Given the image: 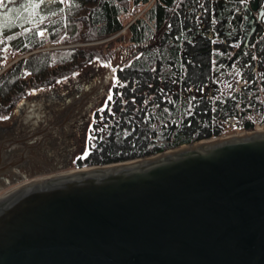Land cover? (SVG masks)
Returning <instances> with one entry per match:
<instances>
[{
  "label": "water",
  "instance_id": "obj_1",
  "mask_svg": "<svg viewBox=\"0 0 264 264\" xmlns=\"http://www.w3.org/2000/svg\"><path fill=\"white\" fill-rule=\"evenodd\" d=\"M263 2L238 10L246 42L229 66L249 49ZM114 84V74L96 64L76 82L21 103L0 120V138H30L15 143L13 158H42L50 139L60 145L61 134L45 130L68 133L66 115L76 119L87 107L77 94L103 93L96 99L103 106ZM77 129L75 155L86 138V126ZM73 170L39 172L0 190L15 188L0 198V264H264V131L57 175Z\"/></svg>",
  "mask_w": 264,
  "mask_h": 264
},
{
  "label": "trees",
  "instance_id": "obj_2",
  "mask_svg": "<svg viewBox=\"0 0 264 264\" xmlns=\"http://www.w3.org/2000/svg\"><path fill=\"white\" fill-rule=\"evenodd\" d=\"M47 1L6 0L0 8V117L32 96L76 82L96 64L115 63L113 101L96 108L83 151L90 154L76 159L75 168L124 163L220 138L223 122L238 109L264 124V39L255 54L246 52L239 61L248 85L215 96L221 88L212 91L214 78L231 68L230 48L212 54L211 40L200 32V22L213 12L207 0ZM229 16L218 12L220 21L230 22ZM50 44L73 47L48 50ZM12 56L14 63L3 71ZM105 103L111 111H100ZM246 129L254 126L247 123Z\"/></svg>",
  "mask_w": 264,
  "mask_h": 264
},
{
  "label": "flooded vegetation",
  "instance_id": "obj_3",
  "mask_svg": "<svg viewBox=\"0 0 264 264\" xmlns=\"http://www.w3.org/2000/svg\"><path fill=\"white\" fill-rule=\"evenodd\" d=\"M207 2L212 5V9H209V11L213 10V12L208 19L206 17V19H203V21L200 22L201 34H212V39L221 38L223 40L220 43L221 46H226L227 48H230L231 45L236 44V46H240V48H242L246 42L244 34L247 31L244 15H240L238 13V10L243 7L242 1L240 2L239 0H207ZM262 5H264V2L261 3V6ZM222 10L227 12L228 15H230V22H228L227 19L220 21V19L218 18V12ZM256 35L251 39L250 44L254 42ZM156 37L160 39V35L159 37ZM159 39L157 40L158 43ZM225 40H227V44L224 43ZM216 44L220 45L218 43ZM102 94L103 93L90 92L88 94H85L84 97H82V94L80 92L77 94L82 99V103L80 104V106L89 101L87 107L81 112V109L76 110V119H74L73 116L70 115V113L66 115V118L71 119L70 122L73 124V126H70L71 130L68 133H65L62 130H55L50 128L45 130L46 132L51 131V133H55L58 135L61 134L59 137L60 140H56L57 143H59L60 145L56 148L55 145H53L55 140L50 139L48 147L50 148L52 146V148H50L52 149V151L47 150L45 147L41 148L42 152H46V155H44V157L42 158L27 157L23 154H20L18 157L16 156L15 158H13L15 155H17L14 150L15 143L21 142L22 144V142H24L30 144L33 142L30 140V138L13 139L14 137H9L5 140L0 138V190L8 184L14 183L22 178L34 176L39 172H46L54 169H63L69 164L75 163L79 155H75L76 149H78L79 145L78 140H76L79 134V131H77V127L86 126L87 138L88 126L93 119L96 108L99 107L97 105V100L103 98ZM65 102H71V100L68 98L64 99V101L60 103L59 107H61L62 104ZM19 113L21 114L22 111H19ZM31 116L35 119V124H39V121L41 120L40 113H36V111H33V114ZM49 117L52 118L54 117V115L50 114ZM29 119L30 118H26L27 121ZM16 123L17 122H15V124ZM86 138L85 142H83V148L86 147ZM28 147L30 148L32 146L29 145ZM14 163H17V165L13 167Z\"/></svg>",
  "mask_w": 264,
  "mask_h": 264
},
{
  "label": "built area",
  "instance_id": "obj_4",
  "mask_svg": "<svg viewBox=\"0 0 264 264\" xmlns=\"http://www.w3.org/2000/svg\"><path fill=\"white\" fill-rule=\"evenodd\" d=\"M244 2L245 4L251 5V0H245ZM263 39H264V23H260L258 34L256 35L254 42L250 45L249 50L253 53H256L258 46ZM237 49L238 47L236 48V50ZM254 61H255L254 62L255 73L256 75H258L260 71L259 62L255 58ZM5 69L6 67L2 66V70L4 71ZM247 85H248V80L243 78V76L241 75L237 82V87L235 89V92L238 93ZM260 91H261V87L258 92ZM252 96L253 94L250 95V97ZM247 123L252 124L254 126V130L252 131L247 130L246 129ZM223 127L225 130V134L222 136V138L243 136L246 134H250L252 132L264 131V124L260 123L256 115H254L252 112L244 111L241 109H238L235 115L226 118L225 121L223 122Z\"/></svg>",
  "mask_w": 264,
  "mask_h": 264
},
{
  "label": "rangeland",
  "instance_id": "obj_5",
  "mask_svg": "<svg viewBox=\"0 0 264 264\" xmlns=\"http://www.w3.org/2000/svg\"><path fill=\"white\" fill-rule=\"evenodd\" d=\"M55 1H57V0H49V1H47V3H54ZM60 1H64V0H60ZM27 13H29V15H32L33 11L30 9V10H27ZM22 15H23V13L20 16H22ZM42 33L45 35V32H42ZM158 39L159 38L155 37V42H154L155 44H158V42H157ZM215 42L220 44L219 43L220 42L219 39H215ZM101 43H103V42H99V43H95V44H101ZM47 47L49 48L48 50H54V49H58V48H61V49L70 48V47H73V46H55V45H51L50 44V45H47ZM225 49H227V47L226 46H221V44H220V45H217V48L215 49V52L217 53L220 50H225ZM228 51H229V54L234 52V51L231 52V50H228ZM14 61H15V58L12 56V58H9V60L3 65L5 67L7 65H10V64L14 63ZM117 63H118V61H117ZM112 65H113L112 66L113 68L116 67L115 63H113ZM106 67L113 73V71H112L113 68L111 66L110 67L106 66ZM1 69H2V67H1ZM240 76H241V73L239 74L238 69L236 68V65L231 67L230 69H228L226 71H223L220 74H218L214 78V81H213L214 83H212V85H215V87L213 88L212 91L214 92L215 90H217V88H218L217 85L221 88V91H220V93H216L215 96L220 97L224 93L235 91V89L237 87V82H238ZM9 116H5V117H9ZM3 120H5V119H3ZM81 169H84V168H79V169L75 168V170H73V171H77V170H81ZM73 171H68V172H73ZM65 173H67V172L60 173V174H57V175H62V174H65ZM8 192H6V193H8ZM6 193L0 194V197L4 196Z\"/></svg>",
  "mask_w": 264,
  "mask_h": 264
},
{
  "label": "snow or ice",
  "instance_id": "obj_6",
  "mask_svg": "<svg viewBox=\"0 0 264 264\" xmlns=\"http://www.w3.org/2000/svg\"><path fill=\"white\" fill-rule=\"evenodd\" d=\"M9 2H10V0H9ZM6 6H7V5H6V0H0V8H5ZM40 35H43V33H40ZM107 66L110 67V65H107ZM112 71H113V73H115V72H116V69L113 68ZM121 71H123V69H121ZM116 83H117L120 87H124V86H125V85L121 84V83L119 82L118 79H117ZM117 94H118V95H122V93H117ZM107 101H113V95L111 94V92H110L109 95L107 96ZM105 109H108V111H111V109L108 107V104H107V103H105L104 108L100 109V111H104ZM7 118H8V117H0V119H7ZM101 131H102V129H101ZM89 139L92 140V139H94V137L90 135ZM95 147H96V145H95V144H92V148H95ZM89 154H90V152L86 150V151H85L80 157H78L77 159H78V160H84V159H87L88 156H89Z\"/></svg>",
  "mask_w": 264,
  "mask_h": 264
},
{
  "label": "bare ground",
  "instance_id": "obj_7",
  "mask_svg": "<svg viewBox=\"0 0 264 264\" xmlns=\"http://www.w3.org/2000/svg\"><path fill=\"white\" fill-rule=\"evenodd\" d=\"M225 42H226V43H225ZM212 43H213V42H212ZM224 43L227 44V40H225ZM216 48H217V44H216V43H213V44L211 45V52H212V54L214 53V51H215ZM254 62H255V61H254ZM254 62L252 63V66H253V67L255 66V65H254ZM260 132H262V131H260ZM75 172H77V171H75ZM72 173H74V171H73V172H67V173H65V174H72ZM65 174H63V175H65ZM40 181H42V180H40ZM40 181L31 182V183H28V184H25V185H22V186L32 185V184H35V183L40 182ZM13 190H15V189H12V191H13ZM12 191H9L8 193H10V192H12ZM8 193H6V194H8ZM2 197H3V196H2ZM2 197H0V198H2Z\"/></svg>",
  "mask_w": 264,
  "mask_h": 264
}]
</instances>
